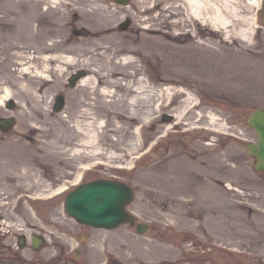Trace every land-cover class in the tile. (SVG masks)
Returning <instances> with one entry per match:
<instances>
[{
	"label": "rangeland",
	"instance_id": "obj_1",
	"mask_svg": "<svg viewBox=\"0 0 264 264\" xmlns=\"http://www.w3.org/2000/svg\"><path fill=\"white\" fill-rule=\"evenodd\" d=\"M208 1L216 9L215 13L208 14L210 17L220 24L230 21V13L224 11L221 0ZM252 1L255 6L249 17L254 20L256 28L251 41L264 43V0ZM109 3L120 10L115 17L118 32L122 35L136 33L135 27L141 21L137 16L140 3L136 0H128L125 4L109 0ZM157 16L159 10L145 14L147 20L143 21V27L149 26L150 18L156 19ZM123 22H128L126 28L121 27ZM4 27L0 24V55L2 47L12 44L16 38L13 32L9 39L2 34ZM204 32L198 34L195 27L192 31L196 39L208 42L210 36ZM149 34L154 35L153 32ZM260 43L256 49L262 51L264 45ZM216 46L219 47L218 44ZM248 57L250 55L245 54L235 59L229 52L224 55L229 60V73H240L238 87L224 82V70L221 69L217 70L215 81L211 73L203 76L204 71L201 70L202 74L197 75L198 82L185 85L168 82L162 79L164 76L156 65L149 63L148 72L138 74L137 78L144 76L152 83L155 80L158 88L171 86L170 90L174 92L182 88L180 95H171L170 107L161 109L171 116L164 121L158 120L161 95L153 94V90L145 92L139 106L121 107L126 118L110 119L106 111L98 107L96 101L99 99L95 95L88 96L87 103L80 105L79 84L76 81L72 86L70 77L80 71L87 75L88 71L81 66H69L62 86L49 92L45 98L43 105L47 120L44 124L41 122L45 121L44 118L37 117L40 121L38 126H47L48 122L52 124L61 116L71 119L69 124L73 126L75 117H72L79 108L86 109L90 114L86 122L93 121L89 129L106 135L98 147L102 152L93 157L89 150L84 151V147L81 153L75 154L70 147L78 146L77 135L71 136L66 125L57 124L63 131L61 134L67 137L58 141L63 148L59 146L58 152L48 158L47 167L36 171L31 169L36 147L42 144L41 141H54L50 136L55 135L30 130V116L24 111H28L24 106L27 102L20 101L19 96L22 95L16 88V94L10 99L15 102V107H7L10 100L0 107V116L16 118V124L10 131L0 130V177L13 172L14 167L18 168L16 173L21 174L27 165L30 167L29 187L18 177L20 181L16 182L15 194L11 197L8 193L0 195V264H264V173L254 169L255 159L247 149L248 142L256 143L258 140L257 132L248 123V116L253 109L264 108V60L249 61L246 60ZM168 60L173 61L172 58ZM238 62L241 63L240 70L233 67ZM5 73L0 68V89L13 84L1 78ZM38 89L41 90L40 87ZM3 93H0V101ZM58 95H64L65 106L62 111L55 112L53 106ZM187 96L202 106L200 108L199 105L197 110L216 113L219 122L224 124V132L189 129L193 122L205 123V120H199L197 113L185 116L178 124L175 115ZM113 154L116 158L110 157ZM186 158L198 161L203 167L201 172L192 173L199 179L198 183L195 179L190 184H183L182 188L196 192L198 195L192 196L200 195V202L206 203L190 204L188 196L191 193L174 201L160 189L166 173H172L169 169L173 164H179L180 159ZM187 165L189 169V163L185 162ZM85 166L89 168L85 169ZM80 176L86 180L107 178L128 183L134 189V197L126 209L136 216L135 224L127 222L106 229L80 223L70 216L64 206L66 191H61L69 185L73 188L71 183ZM1 184L2 181L0 189ZM171 185L175 188L174 184ZM203 191L213 193L215 216H227L226 220L224 218L223 239H216L213 229L206 224L201 227L191 225L192 218L194 224L203 220L204 216L197 211L199 206L210 204L202 199ZM138 222L148 225L145 233L138 232ZM33 233L43 235L47 240L39 249L32 246ZM230 236L233 240L227 239Z\"/></svg>",
	"mask_w": 264,
	"mask_h": 264
},
{
	"label": "bare ground",
	"instance_id": "obj_2",
	"mask_svg": "<svg viewBox=\"0 0 264 264\" xmlns=\"http://www.w3.org/2000/svg\"><path fill=\"white\" fill-rule=\"evenodd\" d=\"M136 1L141 5L137 15L141 21L135 27L136 35L131 36L134 34L122 35L118 32L115 17L120 10L113 8L109 0H0V24L5 26L1 33L6 34L8 39L12 32L13 36L16 34L15 41L2 47L0 55V68L6 72L1 78L13 83L10 87L1 86L0 93H4L0 107L14 97L17 88L22 95L19 96L20 101L27 102L23 104L28 109L24 111L30 116V130H37L44 135H55L50 136L54 141H41L42 144L36 147L32 161L34 167L31 169L36 171L40 167H47L48 158L51 159V156L58 152L59 146H62L58 145V141L63 137L67 138L61 134L63 131L57 124L66 125L71 136L77 135L78 146L70 147L75 154L81 153L84 147V151L89 150L93 157L102 152L98 147L106 135L89 129L88 126L92 125L93 121L86 122V118L90 116L86 109L79 108L72 117H75L73 126L69 124L71 119L65 116L59 117L52 124L48 122L47 126H38L40 121L37 117H43L45 121L41 122L46 124V107L43 105L45 98L49 92L62 86L63 76L68 72L69 66H81L88 71V74L78 81L79 104L87 103L88 96L95 95L96 99H99L96 101L99 103L98 107L105 110L110 119H115L126 118L121 107L139 106L142 99L144 100L145 92L153 90V94L157 92L158 96L161 95L158 99L160 111L170 107L173 101L171 95H180L182 92V88L178 92L171 91V86L158 88V82L153 80L152 83L144 76L137 78L138 74L148 72L149 63L156 65L164 76L162 79L168 82H179L182 85L198 82L197 75L202 74V71L203 76L211 73L210 76H214L215 81V74L221 69L224 70V82L238 87L241 83L240 73H233L231 70V74L229 73V60L224 58L225 53L229 52L230 57L235 59L249 54L250 57L246 60H264V50L256 49L257 43L260 42L251 41V35L256 28L254 20L249 17L251 9L255 6L252 0H221L224 11L230 13V21L223 24L208 15L216 12L208 0ZM151 3L153 5L149 6ZM153 10H159V16L156 19L150 18L149 26L143 27V21L147 20L144 18L145 14H150ZM194 27L198 34L205 31L204 33L210 36L208 42L194 37ZM150 32L154 35L149 34ZM260 45L264 43L261 42ZM169 58L173 61L169 62ZM233 67L240 70L241 63L238 62ZM200 78L204 79L202 76ZM203 81L207 82L206 79ZM105 97L108 99H104ZM166 97L169 98L168 102ZM195 100L191 96L182 100L175 115L178 124L185 116L197 113L199 120H205V123L193 122L189 129L201 132H210L212 129L224 131V124L219 122L220 118L216 113L203 112V109H200L202 106ZM199 105L201 107L197 110ZM110 157L116 158L114 154ZM189 160L191 159H180L179 164L174 163L169 169L172 173H166V179L160 184L164 195L174 201L179 196L191 193L182 186L194 181L196 177H193L192 173L201 172L203 167L198 161ZM185 162L189 163V169ZM24 168L21 174H17L18 168L14 167L11 170L13 172H6L0 177V195L8 193L9 197L13 196L18 188V177L27 183L30 167L26 165ZM198 181L197 178L196 183ZM25 186L29 187V184ZM192 194L198 195L196 192L189 194L190 204L206 203L200 202V195L193 197ZM202 199L211 205L207 203V206H199L197 211L200 216H204L203 220L194 224L192 218L191 225L201 227L206 224L213 229L216 239H223L224 218L226 220L227 216H215L211 191H205ZM230 227L232 228L231 225ZM238 234L237 230L236 235ZM227 239L233 240V237Z\"/></svg>",
	"mask_w": 264,
	"mask_h": 264
},
{
	"label": "water",
	"instance_id": "obj_3",
	"mask_svg": "<svg viewBox=\"0 0 264 264\" xmlns=\"http://www.w3.org/2000/svg\"><path fill=\"white\" fill-rule=\"evenodd\" d=\"M126 3L128 0H117ZM128 22L122 25L126 28ZM85 74L80 71L70 78L73 86L76 81ZM65 104L63 95L56 98L55 111H60ZM13 105L11 104V107ZM14 119H0V125L4 130H8L14 124ZM250 125L257 130L259 140L257 145L248 144L249 152L257 157L255 167L264 170V109L256 108L249 115ZM134 191L126 183L118 180L100 179L81 185L67 197V211L78 221L90 224L95 227L112 228L125 222H134L135 217L128 212L125 207L133 199ZM139 232L143 233L148 226L139 223L137 226ZM34 247L40 248L44 239L34 234ZM23 244V243H21Z\"/></svg>",
	"mask_w": 264,
	"mask_h": 264
}]
</instances>
